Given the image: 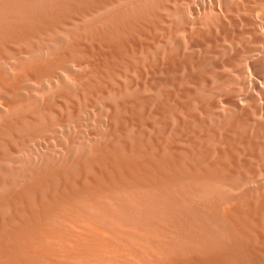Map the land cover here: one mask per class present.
<instances>
[{
	"label": "bare ground",
	"instance_id": "1",
	"mask_svg": "<svg viewBox=\"0 0 264 264\" xmlns=\"http://www.w3.org/2000/svg\"><path fill=\"white\" fill-rule=\"evenodd\" d=\"M115 1L0 0V65L18 62L13 69L0 66V98L9 106L7 116L0 109V264H259L252 238L261 236L264 198L240 194L230 201L220 195L227 201L220 200V191L210 184L241 175L220 165V169L206 170L186 163L189 151L170 139L171 121L178 127L177 110L186 105L174 88L157 86L159 81L168 83L167 77L149 79L140 70L144 50L160 42L169 0H152V7L148 0L151 9H133V2L124 15L108 7ZM109 11L113 14L112 19L109 14L110 24ZM74 65L85 71L79 73ZM123 70L139 71L140 80L129 78L128 85L122 86ZM48 80L60 87L48 89ZM94 110L98 130L91 125L97 123H89ZM189 123L182 122L197 143L201 134ZM71 124L79 128L78 134L65 140L61 132ZM85 127L92 130L86 132L90 135H85ZM44 136L63 147V158L50 155L33 169L22 171L21 166L22 172L8 167L19 147ZM80 146L85 148L78 150ZM185 152L189 158L185 159ZM140 192L162 197L166 213L162 215L164 205L161 209L159 205L158 222L153 214L155 223L132 217L125 224L118 213L122 202L118 210L115 207L117 197ZM105 207L113 208L107 212ZM188 228L211 237L210 228H214L218 236L207 245L202 241L206 245L202 249L187 248L183 253L177 229Z\"/></svg>",
	"mask_w": 264,
	"mask_h": 264
},
{
	"label": "rangeland",
	"instance_id": "2",
	"mask_svg": "<svg viewBox=\"0 0 264 264\" xmlns=\"http://www.w3.org/2000/svg\"><path fill=\"white\" fill-rule=\"evenodd\" d=\"M116 1L114 2V3H116V5L112 3L108 7H110V9H111V7H112V9H114V7H116V10L114 9L116 11V13L120 12V14H122V15L125 14V12H124L125 8L130 9V7H132L133 2H134L133 3L134 7H132L133 9H136V8L137 9H148L150 7V5H151V7L153 5L152 0L151 1L149 0L150 5L146 4V2L149 3L148 0H138V2L136 0H133V1L128 0V2H127V0H116ZM121 1L123 3L125 2L124 4H126V5H124V4L120 5ZM129 2H130V4H129ZM231 2H229V0H172V1L169 0L167 3V7L165 9H170V10L169 11L166 10L164 13V14H166L165 15L166 20L162 23V27H163L162 32L163 33L161 32V39H160L161 43L160 42H159V44L157 43L155 46H153V48L151 50H144V54H142L140 56V60H139V62H141L139 64L140 70L143 73H145V75H147V77L149 79L150 78H156L159 80V79H163L164 77L165 78L167 77L168 83L162 84V83H159L160 82L159 81L158 82L159 84L157 83V86L159 88L167 87L168 89H171V90H173L172 88H174L173 91H175L177 94H179V98H180L181 102L182 103L184 102L183 104L186 105V107H182V108H179L180 110L179 109L177 110V114H178L180 121L177 119H175L176 120L175 121L173 119L175 121V124L178 123L177 124L178 127L176 125H172V124H174V122L172 123V121H171V134H170V139H172L171 141L173 142L174 140L175 141L178 140V142H180V143L179 144L176 143V145L179 147H184V149L186 148L189 151V153H190L189 155L191 157L193 155L197 154V156L195 155L192 157L193 159L189 156L191 158V160H190V158L187 157L188 153L185 152V153H187L186 155L183 154L185 159L189 158V159H187L188 162L186 161V163H188L192 168H196V169L201 168V169H206V170H211L212 168L214 169V166H215V168H218V165H220V166H222L221 169H223V170H225V169L227 171H228V169H229V171L233 170V172H235V174H237L238 176L241 175V176H239L240 179L239 178H236V179H217L215 181L216 183L214 182L215 185H214V183L210 184V185H213L215 188H217L218 192L219 191L221 192V193L220 192L218 193L220 200L222 199L221 201H227V200L230 201L231 199H234L235 196L237 197L240 194L241 195H243V194L251 195L252 194L253 196L255 195L254 197H259L261 195L262 197L261 196L260 197L264 198V178H263L264 177V118H263L264 117V103H263L264 102V58H263V56H264V39H263L264 38V24H263L264 23V19H263L264 18V0H231ZM127 4H129V5H127ZM123 5L127 6V7H124ZM121 6L123 8H121ZM151 7L149 9H151ZM189 7L191 8V10ZM107 9H109V8H107ZM114 10H112L113 13H115ZM112 11H109V13H106V17L109 21L108 22L109 24L111 23L110 20L113 17ZM110 13H111V16H110L111 19H109ZM223 13L226 16H224ZM189 14H191V15H189ZM206 15H208V18ZM190 17H193V18H190ZM225 17H226V19H225ZM253 17H255V18H253ZM259 19H261V20H259ZM212 22H213V24H212ZM172 24H174V25H172ZM170 25H172L173 29H171ZM254 25H255V27H254ZM191 29L192 30L194 29V30L192 31ZM218 30H220V31H218ZM218 33H220V34H218ZM113 38L114 37L110 38V40L115 41L116 38H114V39ZM217 41H218V43H217ZM172 42H176L175 45H173L174 43H172ZM161 47H162V49H161ZM174 47H176L177 50ZM186 47H188V48H186ZM156 51H157V53H156ZM233 52H235V53H233ZM259 53H261V54H259ZM144 56H146V58ZM238 58H240V59H238ZM256 59H257V61H256ZM15 63L17 64L18 62H15ZM246 63H248V64H246ZM16 64L14 65V63H12V64L9 63L10 66L8 67L7 66L8 63H7L5 65L1 64L0 66L3 68L7 67V69L8 68L13 69V66L15 68V66L18 65V64L17 65ZM74 68L76 70H78L79 73H81L82 71L83 72L85 71V68L83 69L77 65H74ZM200 69H201V71H200ZM224 69L225 70L227 69V71H225ZM130 71H131V73H128ZM130 71L129 70H126V71L123 70V72H124L123 78L121 77V85L122 86L128 85L129 78H131L135 81H137L138 79L140 80V77L139 76L137 77V74L139 73V71H136V72L132 71V70H130ZM241 71H243V72H241ZM231 72H233V73H231ZM127 74H128V76H127ZM148 75H150L151 77H149ZM160 75H161V77H160ZM167 75L169 76V78ZM210 75H211V77H210ZM68 78L69 77H66V79H68ZM195 78H197V79H195ZM69 79L67 81L68 83H69V81H71ZM47 82H49V83L47 84ZM236 82H238V83H236ZM213 83H214V85H213ZM46 86L48 87V89H50V88L52 89L54 87H60V84L57 82H54V81L52 82V81L48 80V81H46ZM213 86H215V87H213ZM186 91L189 93H186ZM1 92H2V90H0V93ZM2 94H3V92H2ZM1 96L2 95L0 94V97ZM2 100L6 104L3 103ZM245 103H247V105L243 106ZM4 106H6V107H4ZM7 107L9 109V106L7 105V101L4 100L3 98H0V109L4 113V116L9 115V112H8L9 110L5 109ZM216 111H218V112H216ZM189 112H191V113H189ZM181 113H183L184 115L180 116V115H182ZM187 113H189V114L187 115ZM231 115H233V116H231ZM96 116H97V111L94 110L91 113V117H90L91 122L89 121V123L95 122L94 124H96L97 123ZM2 117H0V120ZM185 117H187V118L185 119ZM209 118H212V119L210 120ZM189 119L191 120V122ZM183 120L187 121L188 123L190 122L189 123L190 125L192 123L193 125H191V126H193V128L201 134L200 140L198 138L197 143H196L197 138L194 137L193 139H195V140L193 141V139H191V136L188 135V133L186 132V130L182 124ZM179 123H181L182 125ZM213 124H215V126ZM255 124H256V127H255ZM91 125L94 127L96 126L95 129H97V130L100 128V126H98V123H97V125H93V123ZM71 127H74L73 124H71L68 127L69 129H67V128L63 129L64 133L61 132V135L62 134L64 135L63 139L65 138V140H67V139L69 140L70 136H72L74 134H78L79 128H77L76 125L74 127L76 130L74 128L71 129ZM179 127H181V128H179ZM253 127L255 128V130ZM175 128H177V129H175ZM183 128H184V133L181 132L183 130ZM65 130L71 131V132L69 131L70 133H68V136L66 135L67 133ZM89 131L92 133V130L89 127H85V135H90V134L86 133V132L90 133ZM171 135H172V137L174 136V138H171ZM177 136H180L182 138L181 139L182 141H180L179 137L176 139L175 137H177ZM239 137H241V138H239ZM202 139H204V140L202 141ZM190 142L192 143V145ZM189 143H190V145H189ZM199 143H200V145H199ZM28 147H31L32 149L30 150V148H28ZM83 147L84 146H80V147H77V149L78 150L80 148L83 149ZM192 147L195 149V152H194V149ZM19 148H21L20 149L21 151L25 150V152H21L18 149V152L16 153V155H14L11 159L12 163L9 162L10 165L8 164V167L10 168L11 166H13L14 170H17V171L19 170L20 172L28 170L30 168L33 169V167L36 166L35 163L36 162L39 163L41 160H42V163H43V161L46 162L47 157H49L50 155H52L53 158H56V157L61 158L62 154L65 153L64 152L65 150L62 149L63 147L55 139H53V141H52L51 137H49V136L41 137L38 140H36V142L33 141L30 143V145L29 144L26 145L25 148L24 147H19ZM58 148H60V150L62 152L59 151ZM216 150H218V151H216ZM27 151H28V153H26ZM60 152H61V155H60ZM39 153H40V156H39ZM204 153H205V155H204ZM217 153H218V155H217ZM19 154H20V157H17V156H19ZM21 154L22 155L27 154V155L24 157L23 156L21 157ZM200 155H202V157H200ZM207 155L210 158L207 157ZM227 155H228V157H227ZM35 157L36 158L38 157V159L37 160L34 159ZM206 157L208 158V160ZM194 158H196V160ZM197 158H198V160L201 161L200 163L197 160ZM200 158H202V159H200ZM205 158H206V160H205ZM223 158L224 159L226 158L225 159L226 161H224ZM50 159H52V157ZM203 159L205 160V162ZM209 160H211L210 163L207 162ZM16 161L19 163H17ZM192 161H193V163H192ZM29 162H31V164H29ZM259 162H260V164H259ZM14 163H16V164H14ZM201 163L203 164V167H202ZM200 164H201V167H199ZM27 165H28V167H27ZM21 166H23V169ZM210 166L212 168H210ZM220 166L218 169H220ZM197 167H199V168H197ZM208 167L210 169H208ZM20 168L22 169V171L20 170ZM251 182H253V183H251ZM217 184L220 186V188L222 187L223 190H222V188L220 189ZM244 186H245V188H244ZM246 186H248L249 188ZM252 187H254V188H252ZM241 191L243 193H241ZM146 193H148V192H146ZM146 193H141V192L137 193V194L134 193L135 194V195L133 194L134 196L132 194L130 196L129 195H120L121 198H118V197H120V196H118L117 197L118 200L115 199L118 202L120 201L119 203L117 201L115 203L116 204L115 207L117 210H118L117 207L120 206V203L122 202V205H121L122 208L120 206V209L118 211L119 219L122 222L127 224L128 222H130L132 217H134V219L138 220V222L139 221L152 222L153 220L156 221L158 219L157 217H159V219H160L161 213H160L159 208L161 209V207L163 205H164L163 206L164 209L163 208L161 209L163 211L162 215L166 213L165 210H167V207H166L167 205L165 204L164 199L162 197H159L158 195L156 196V194L154 195V193H152L153 196L151 193H150L151 195H149V193L148 194H146ZM235 193H239V194L235 195ZM229 194H230V196H229ZM144 195H145V197H144ZM220 195L222 197L226 198L227 200L223 199ZM135 196H137V197H135ZM138 196L139 197L141 196L143 199L141 197L138 198ZM129 198H131V199H129ZM133 198H135V199H133ZM124 199H126V201H123ZM155 199H157V200H155ZM262 200L264 201V199H262ZM125 202H126V204H124ZM125 205H128V206H125ZM157 206H159V208H157ZM127 207L129 210L126 209ZM149 207L152 209V211ZM107 208L112 209L113 207H105V209H107ZM108 209H107V212L111 210V209L110 210H108ZM122 209H124V210H122ZM148 211L149 212L151 211V212L149 213ZM158 211L160 214L157 213ZM124 213H125V215H123ZM129 213H131V214H129ZM138 214H139V216H138ZM153 214H154V216H153ZM147 215H148V218H147ZM141 216L143 219L140 218ZM144 216H146L147 219ZM149 216H150V218H149ZM151 217L153 218L152 221H151V219H152ZM148 219H150V221ZM262 220H263L262 221V223H263L264 222V214H263ZM155 221H153V222L155 223ZM156 222H158V221H156ZM206 223H207V221H206ZM188 229L187 230L177 229L181 233V236H182L180 238V243L178 242L177 244H181L179 247H181V250L183 253L186 252V250L188 251L187 248H189V250L191 248H197V250L202 249L204 246H206L208 244V242H211L212 239L215 238V236H218L217 230L214 228H210L212 233H213L212 237L209 234L203 233V232L198 233L197 231H195V232H197V234H195V233H193L194 230L189 229L190 230V232H189ZM181 230L183 231V233L181 232ZM184 231H186V232H184ZM260 232H261V236L256 235L257 238L255 235H253L252 245L254 248H256V250H259V254H260L259 255V264H264V223H263V227H262ZM195 235L197 236V240L192 239L193 237L195 238ZM189 237L191 240L189 239ZM199 238L202 240H200ZM198 239H199V242H198ZM181 240H184V241H181ZM192 240H193V243H192ZM202 241L206 245L202 246V243H203ZM184 243H185V245L183 246L182 244H184ZM186 243H187V245H186ZM196 245L197 246L199 245V246L197 247ZM173 246L176 249V244L173 243ZM183 249H184V251H183ZM178 250H180V249L178 248Z\"/></svg>",
	"mask_w": 264,
	"mask_h": 264
}]
</instances>
